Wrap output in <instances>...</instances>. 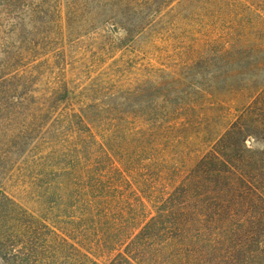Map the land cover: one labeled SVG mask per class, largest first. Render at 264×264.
I'll list each match as a JSON object with an SVG mask.
<instances>
[{
	"label": "trees",
	"instance_id": "16d2710c",
	"mask_svg": "<svg viewBox=\"0 0 264 264\" xmlns=\"http://www.w3.org/2000/svg\"><path fill=\"white\" fill-rule=\"evenodd\" d=\"M81 1L126 34L98 61L142 37L146 46L130 51L158 67L126 86L134 67L121 59L122 80L64 84L53 116L60 141L48 138L17 192H1L0 264H264V152L250 148L264 141V90L211 141L209 93L191 75L215 84L208 65L229 58L187 55L190 26L177 33L157 20L187 4L202 30L218 0Z\"/></svg>",
	"mask_w": 264,
	"mask_h": 264
},
{
	"label": "rangeland",
	"instance_id": "374dc122",
	"mask_svg": "<svg viewBox=\"0 0 264 264\" xmlns=\"http://www.w3.org/2000/svg\"><path fill=\"white\" fill-rule=\"evenodd\" d=\"M82 4L81 0L74 4L70 0H0V195L17 192L21 177L29 180L36 154L44 156L50 146L48 138L60 141L53 116L63 109L59 96L66 82L88 86L108 74L122 80L115 71L123 59L128 68L134 67L125 79L130 86L158 67L154 57L130 51L146 46L142 37L125 56L117 52L98 61L99 48L119 44L126 34L120 28L115 32L112 24L118 25V20L110 22L111 17L99 13L95 4L88 9ZM171 8L175 12L167 17ZM208 16L204 28L198 30L187 4L176 3L163 9L157 20L163 21L161 26H180L177 33L190 26V33L185 34L190 41L187 55L197 57L204 52L212 62L225 54L229 58L219 67L208 65L206 73L219 78L215 84L191 75L190 83L201 84L209 93L211 105L202 113L214 142L229 127L228 114L238 115L264 90V0H218ZM194 39L197 44H192ZM158 45L163 43L158 41ZM164 50L169 51L168 46ZM177 51H173L175 57ZM192 96L197 100L196 93ZM215 103H222V109ZM250 148L262 153L264 141L257 139Z\"/></svg>",
	"mask_w": 264,
	"mask_h": 264
}]
</instances>
